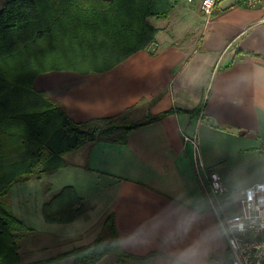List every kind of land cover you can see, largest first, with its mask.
<instances>
[{"label": "crops", "instance_id": "0c3cea01", "mask_svg": "<svg viewBox=\"0 0 264 264\" xmlns=\"http://www.w3.org/2000/svg\"><path fill=\"white\" fill-rule=\"evenodd\" d=\"M172 2L168 18L149 20L154 40L112 68L51 70L34 79V89L74 122L142 124L123 143L87 142L63 156L65 167L10 189L13 215L57 243L23 257L17 246L22 263L88 245L112 215L121 248L133 256L154 253L148 264H230L204 188L207 171H216L227 190L223 199L234 205L240 190L264 182V10L222 0L206 18L197 3ZM168 110L181 112L147 121ZM64 187L81 199L82 214L46 223L42 206ZM94 264L117 262L106 254Z\"/></svg>", "mask_w": 264, "mask_h": 264}, {"label": "trees", "instance_id": "16d2710c", "mask_svg": "<svg viewBox=\"0 0 264 264\" xmlns=\"http://www.w3.org/2000/svg\"><path fill=\"white\" fill-rule=\"evenodd\" d=\"M222 0H217L216 4ZM244 0H232L241 6ZM0 264H41L72 257L94 264L106 254L117 264H148L154 256H133L120 246L112 215L99 236L55 257L21 262L16 237L28 229L10 210L17 183L39 180L66 166L63 156L87 142L123 143L142 123L123 118L77 123L63 107L34 89L51 70L101 72L145 49L157 33L149 20L166 19L171 0H0ZM190 111L191 114L197 112ZM180 110L164 111L147 121ZM81 199L69 187L44 202L46 223H69L82 214Z\"/></svg>", "mask_w": 264, "mask_h": 264}, {"label": "built area", "instance_id": "2783aa9c", "mask_svg": "<svg viewBox=\"0 0 264 264\" xmlns=\"http://www.w3.org/2000/svg\"><path fill=\"white\" fill-rule=\"evenodd\" d=\"M197 3L199 11L209 18L217 0H185ZM243 6L264 10V0H244ZM196 147V141L184 136ZM204 188L208 207L216 215L224 235L230 264H264V182L239 191L235 204L230 205L220 175L207 171ZM251 193V198H249Z\"/></svg>", "mask_w": 264, "mask_h": 264}, {"label": "rangeland", "instance_id": "374dc122", "mask_svg": "<svg viewBox=\"0 0 264 264\" xmlns=\"http://www.w3.org/2000/svg\"><path fill=\"white\" fill-rule=\"evenodd\" d=\"M172 1V0H171ZM229 1H226L228 3ZM182 3V1H181ZM196 4V3H194ZM224 4V3H223ZM21 183V182H20ZM30 183H38L37 180H34ZM16 188H13L12 190V198L14 199ZM9 203V202H8ZM233 203V202H232ZM16 245L19 247L20 256L23 257L24 254L31 250V249H40V250H46L51 248L54 244L57 245V243H54V239L49 238L46 234H39L34 230H27L25 232H22L18 237L15 239ZM52 255V252H45L41 254H36L31 258V260H38L42 258H47L48 256Z\"/></svg>", "mask_w": 264, "mask_h": 264}, {"label": "water", "instance_id": "95a60500", "mask_svg": "<svg viewBox=\"0 0 264 264\" xmlns=\"http://www.w3.org/2000/svg\"><path fill=\"white\" fill-rule=\"evenodd\" d=\"M227 130L230 131V132H233V133L237 132V130L233 129V128H230V129H227Z\"/></svg>", "mask_w": 264, "mask_h": 264}, {"label": "snow or ice", "instance_id": "6c2138e0", "mask_svg": "<svg viewBox=\"0 0 264 264\" xmlns=\"http://www.w3.org/2000/svg\"><path fill=\"white\" fill-rule=\"evenodd\" d=\"M262 190H264V189H262ZM249 198H251V193H249Z\"/></svg>", "mask_w": 264, "mask_h": 264}]
</instances>
